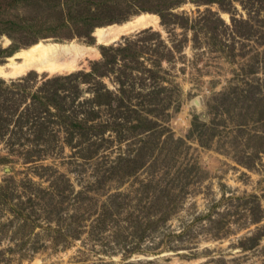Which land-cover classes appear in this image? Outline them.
<instances>
[{
	"label": "rangeland",
	"instance_id": "1",
	"mask_svg": "<svg viewBox=\"0 0 264 264\" xmlns=\"http://www.w3.org/2000/svg\"><path fill=\"white\" fill-rule=\"evenodd\" d=\"M90 1L100 26L155 14ZM85 4L0 0V64L38 41L95 44L67 14ZM223 7L182 0L187 27L155 14L110 44L136 55L93 74L101 53L0 78V264H264V0Z\"/></svg>",
	"mask_w": 264,
	"mask_h": 264
},
{
	"label": "bare ground",
	"instance_id": "2",
	"mask_svg": "<svg viewBox=\"0 0 264 264\" xmlns=\"http://www.w3.org/2000/svg\"><path fill=\"white\" fill-rule=\"evenodd\" d=\"M147 27H158L157 15L141 13L121 23L100 26L94 29L92 36L96 44L110 45L124 35ZM99 53L95 45L75 41H38L17 50L0 64V78L15 79L32 71L49 76L69 74L86 66V59H93Z\"/></svg>",
	"mask_w": 264,
	"mask_h": 264
},
{
	"label": "trees",
	"instance_id": "3",
	"mask_svg": "<svg viewBox=\"0 0 264 264\" xmlns=\"http://www.w3.org/2000/svg\"><path fill=\"white\" fill-rule=\"evenodd\" d=\"M88 1L90 0H82V2H85V6L82 8H78L76 9V14L74 15V11L72 8V5L70 7H68L67 10V14L68 15H73L76 23H78L77 25L79 27H81V31L83 34H87L90 32V30L94 27H100L101 23L94 21V17H97V13H94L95 11H91L90 10V3L88 4ZM94 1V0H93ZM223 1L225 0H196V2H201V3H218L220 5L221 8L223 7ZM91 2V1H90ZM108 0H99V1H94V4L96 6L97 11L99 12L103 9H107L110 5H108ZM138 4H140V7H138V9H140V11H148V12H152L155 13L159 16L160 18V22L161 24L168 28V26H171L173 24L175 25H181L182 27H187L188 26V19L186 18L185 20H183L182 22L179 21L180 17L179 15H177L176 13H173L171 10L177 6H179L182 2V0H137ZM142 2V4H141ZM225 9V8H224ZM220 24H222V20L220 19H216ZM180 22V23H179ZM242 22V21H239ZM245 23V22H244ZM93 29V30H94ZM240 29V27L238 28ZM91 30V31H93ZM237 30V29H236ZM147 30H143V31H139L138 34H142ZM158 35L157 33H153ZM36 43V42H34ZM135 42L128 40H125L124 44H118L116 46L114 45H106V46H101L100 49V53L102 54V58H104V61H96L92 64V70L87 73V74H93V72H99L96 71L97 66H99L100 64L103 65H109L110 63H112L115 60V57L119 54H121L120 56H122L123 58H125L126 56H133L136 55V51L132 50L134 47L132 45H134ZM20 49V48H19ZM18 50V49H17ZM16 50V51H17ZM15 51V52H16ZM113 53V54H112ZM155 56V55H154ZM160 58L161 57H157V59L155 58L154 63H157V65L159 66L160 64ZM157 66V67H158ZM146 68V67H145ZM144 70L146 72H148V77L153 78L156 76V65H155V69L153 68H146ZM155 72V75H154ZM101 73V72H100ZM99 73V74H100ZM153 73V74H152ZM104 73L102 72L101 75H103ZM121 82V81H120ZM53 95H55L57 92L56 90L51 92ZM59 106L60 107V102L57 101L56 104L54 103V107ZM58 108V107H57ZM60 109V108H59Z\"/></svg>",
	"mask_w": 264,
	"mask_h": 264
},
{
	"label": "water",
	"instance_id": "4",
	"mask_svg": "<svg viewBox=\"0 0 264 264\" xmlns=\"http://www.w3.org/2000/svg\"><path fill=\"white\" fill-rule=\"evenodd\" d=\"M94 31V30H93ZM93 31H92V33H93ZM91 33V34H92ZM116 41H114L113 43H115ZM93 45H95L96 47H97V50H98V46H100L99 44H96V42H95V44H93ZM102 46H106V45H102Z\"/></svg>",
	"mask_w": 264,
	"mask_h": 264
}]
</instances>
